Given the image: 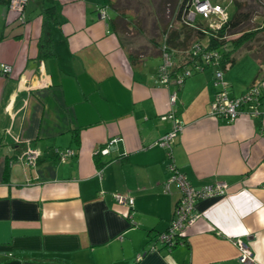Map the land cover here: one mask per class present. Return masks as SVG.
<instances>
[{"label": "crops", "instance_id": "0c3cea01", "mask_svg": "<svg viewBox=\"0 0 264 264\" xmlns=\"http://www.w3.org/2000/svg\"><path fill=\"white\" fill-rule=\"evenodd\" d=\"M106 2L114 11L102 18ZM48 6L61 23L43 56ZM23 12L24 22L0 1V264H244L237 238L264 264V61L254 49L221 68L230 96L259 84V113L246 105L228 121L211 114L218 67L180 87L161 83L157 40L134 59L111 1L28 0ZM171 111L183 125L176 164L194 185L223 180L229 191L198 199L200 216L170 249L157 237L181 192L164 188L169 157L157 141L173 126L163 118ZM69 147L75 154L61 160L56 148ZM27 148L41 152L36 164L19 161Z\"/></svg>", "mask_w": 264, "mask_h": 264}, {"label": "built area", "instance_id": "2783aa9c", "mask_svg": "<svg viewBox=\"0 0 264 264\" xmlns=\"http://www.w3.org/2000/svg\"><path fill=\"white\" fill-rule=\"evenodd\" d=\"M28 0H10L8 7L9 9L18 13V17L24 22V8ZM191 8L187 14V19L194 21L197 16H202L207 20H211L209 24L214 27H220L228 18L230 14L220 2L212 0H192ZM102 18L108 16L107 9L103 7L99 12ZM172 25V23L170 24ZM166 37L163 40V47H166ZM202 49L201 45L196 44L193 48V53L198 54ZM163 61L159 68V81L163 84L169 85L171 83L176 84L180 87L184 80L192 75L195 71L202 70L207 66L218 67L215 71L214 81L215 84H220L221 88L216 92L213 102L211 104V114L216 117H224L228 121L235 120L241 113L244 112V107L248 105L250 110L254 114L259 113L258 105L261 97V89L259 84H252L249 89L240 96H230L226 89L227 82L224 79V72L221 68V59L215 57L213 52H203L204 60H199L194 65L186 66L182 71L177 72L171 82V70L173 66V56L168 52H163ZM2 72L8 74L13 70L11 63L3 62L1 64ZM170 104L174 105L177 101V89H174L170 93ZM163 118H172L174 123L172 128L166 132L158 141L160 145L167 148V155L169 157L168 167L170 170L169 177L164 182V188L166 191L171 190L172 184H176L181 192L171 220V223L167 230L162 231L158 234L157 240L168 248H173L179 243L184 242L185 232L187 226L193 223L199 216L200 212L196 210V201L200 198L209 196L225 195L229 191V184L223 180H217L210 183H205L201 186L194 185L187 177L184 171L176 164L173 141L176 133L182 129L183 125L175 115L174 111H171L163 116ZM109 146H105L101 151L105 154L109 152ZM56 152L61 160H66L70 156L75 154L74 148H56ZM41 152L33 148H27L19 155V161L26 164H36ZM115 198L122 203H128L133 205L134 197L128 194L115 193ZM235 242L240 248V260L244 264H256V258L254 252L248 241L241 238H237ZM155 246L153 245L152 248ZM141 258V255H139ZM138 257V258H139Z\"/></svg>", "mask_w": 264, "mask_h": 264}, {"label": "trees", "instance_id": "16d2710c", "mask_svg": "<svg viewBox=\"0 0 264 264\" xmlns=\"http://www.w3.org/2000/svg\"><path fill=\"white\" fill-rule=\"evenodd\" d=\"M0 1L9 4L10 0ZM190 3H192V0H170L168 2V4L173 6L171 11L174 16L172 17L176 18L178 24H175V20L172 22L168 21L161 31V41L157 40L160 54L162 55L165 50L173 56L174 64L170 68L171 82L177 72L182 71L188 65H194L199 60H204L203 52H213L215 57L218 56L221 59V65L223 66L233 63L243 49H254L250 44L251 40H255L260 32H264L263 23L262 25H257L252 29L243 31L237 37L228 38L231 33L236 32L233 29L250 17L248 12L240 10L242 4L238 0L236 1L238 7L236 12L230 15L228 20L218 28L212 27L208 20L202 16H197L194 21L188 20L187 14L191 8ZM108 4V2L103 3L99 8V12L103 7L107 9ZM56 23H61L57 8L55 6L45 7L43 10V33L40 40L41 54L43 56L51 55L54 52L51 28ZM171 23L172 25H170ZM165 35L167 37L164 49L163 40ZM205 36L209 38L207 44L202 41V38ZM196 44L202 47L198 54L193 53V48L196 47ZM262 59L264 61V57Z\"/></svg>", "mask_w": 264, "mask_h": 264}, {"label": "rangeland", "instance_id": "374dc122", "mask_svg": "<svg viewBox=\"0 0 264 264\" xmlns=\"http://www.w3.org/2000/svg\"><path fill=\"white\" fill-rule=\"evenodd\" d=\"M113 3L123 16L119 15V31L123 40L127 43L132 54L139 56L150 51L148 46H153L155 40L161 41V31L168 21H174L178 24L176 18L172 16V5L168 4L170 0H107ZM216 1V0H212ZM220 1L228 13L232 15L237 10V0H218ZM242 6L240 10L249 13V19L244 20L238 25L228 38L237 37L243 31L252 29L257 25L264 23V0H238ZM107 3V2H106ZM108 16L113 10L110 5L107 6ZM114 11V10H113ZM124 14L126 16H124ZM204 18V17H203ZM209 22L211 20H208ZM208 36L202 38L203 43H208ZM158 43V41H156ZM251 46L254 48V53L259 57H264V32H260L258 37L251 40ZM155 57H159L157 54ZM150 62L156 64L157 58H152L150 54L147 55ZM162 58V57H161ZM213 67V66H212ZM200 71V70H199ZM199 71H195L199 72ZM193 73V74H194ZM188 78V77H187ZM186 78V79H187Z\"/></svg>", "mask_w": 264, "mask_h": 264}]
</instances>
